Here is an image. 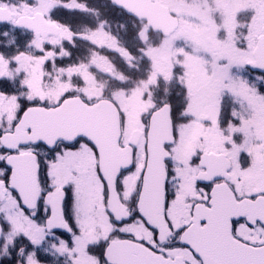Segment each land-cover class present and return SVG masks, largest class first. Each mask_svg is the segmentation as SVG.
<instances>
[{
  "label": "snow or ice",
  "instance_id": "obj_1",
  "mask_svg": "<svg viewBox=\"0 0 264 264\" xmlns=\"http://www.w3.org/2000/svg\"><path fill=\"white\" fill-rule=\"evenodd\" d=\"M0 264H264V0H0Z\"/></svg>",
  "mask_w": 264,
  "mask_h": 264
}]
</instances>
